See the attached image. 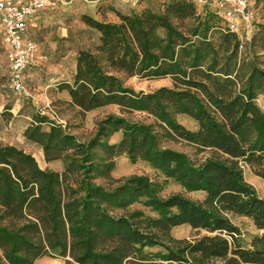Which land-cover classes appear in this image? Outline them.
Returning a JSON list of instances; mask_svg holds the SVG:
<instances>
[{
	"label": "trees",
	"instance_id": "trees-1",
	"mask_svg": "<svg viewBox=\"0 0 264 264\" xmlns=\"http://www.w3.org/2000/svg\"><path fill=\"white\" fill-rule=\"evenodd\" d=\"M255 9L243 49L219 17L189 0L112 9L117 22L85 14L98 42L79 50L73 82L60 88L81 113L117 105L120 114L101 118L85 141L48 115H34L25 139L62 170L41 168L31 153L0 141V264H34L44 256L65 264H264V197L244 178L248 167L264 180L259 0ZM132 77L170 78L172 85L136 91L126 84ZM135 113L144 119L128 118ZM178 115L196 120L197 129ZM115 133L121 137L110 142ZM170 141L208 155L196 161ZM122 154L132 164L145 162L163 181L146 174L113 178ZM170 181L181 191L163 195ZM232 216L248 218L258 233L244 241ZM182 225L195 235L174 237L172 229Z\"/></svg>",
	"mask_w": 264,
	"mask_h": 264
},
{
	"label": "rangeland",
	"instance_id": "rangeland-1",
	"mask_svg": "<svg viewBox=\"0 0 264 264\" xmlns=\"http://www.w3.org/2000/svg\"><path fill=\"white\" fill-rule=\"evenodd\" d=\"M162 1L163 0H144L143 3L139 4L138 9L147 5H152L154 8H157ZM259 7V16L261 20L264 21V0H259ZM46 14L56 19L57 23H53L49 26L37 24L30 29V34L37 44V50L32 64L24 73L25 84L29 93L28 96L16 93L9 87V69L0 26V94L3 95L5 99L3 108L0 107V114L2 115L0 141L31 153L36 158L41 168L62 170L63 166H61L59 162L47 163L43 154L39 151V147L25 139L22 133L23 125H21L19 121L16 122L11 129L10 127L5 129L7 115H9V120L10 116L17 118L19 113L26 115L33 114L34 117V115L38 114L37 109L39 107L48 105V119L54 117L52 120L64 124L67 130L74 133L79 140L85 141L94 134L97 122L101 118L109 113L120 114V109L117 105H107L86 113H81L76 107L68 103V92L67 90H62L60 85L65 82H73L76 57L79 50L93 47V45L98 42L100 33L87 24L84 18L87 13L65 8V5L60 8L50 9ZM87 15L98 20L110 22L119 21L115 12L111 10L102 11L99 9L95 15ZM62 27L66 28V34H61L60 29ZM261 61H264V56L261 57ZM260 66L264 67V62H262ZM126 84L136 91L142 90L144 92H149L160 86H171L172 80L170 78L147 80L132 77L126 81ZM257 102L261 109H264V95H260ZM8 107L13 110L12 113L4 111V109ZM144 117V114L139 113L128 116L131 120H142ZM18 119L21 121V119L25 118L22 116L18 117ZM177 120L190 130H196L198 127L197 121L187 115H178ZM48 127V123L43 125L45 129ZM120 137L121 133H115L110 138V142H116ZM166 145L187 153L196 161L202 160L208 155L207 152H199L194 146L183 141H170L166 143ZM131 174H146L151 179L158 181H163L164 179L162 175L149 167L145 162L138 161L132 164L124 154L116 157L115 167L111 171V176L113 178H119ZM244 178L254 186L261 197H264V180L256 176L248 167L244 168ZM94 181L106 186L109 183L108 180L103 178H97ZM175 191H181V187L170 181L164 185L162 194L168 195ZM189 196L202 198L203 194L189 193ZM136 206L140 205L137 204ZM232 221L239 227L244 241H249L253 235L258 233L253 222L246 217L232 216ZM171 233L176 238H191L195 235L194 231H192L191 227L188 225L174 227ZM34 264H65V259L44 256L38 259Z\"/></svg>",
	"mask_w": 264,
	"mask_h": 264
},
{
	"label": "built area",
	"instance_id": "built-area-1",
	"mask_svg": "<svg viewBox=\"0 0 264 264\" xmlns=\"http://www.w3.org/2000/svg\"><path fill=\"white\" fill-rule=\"evenodd\" d=\"M73 0H0V26L9 69L8 84L16 93L28 96L25 70L32 64L37 44L28 34L29 21L39 17L48 7L66 5ZM198 11L215 14L223 27L236 33L243 44L250 40L256 16L255 0H189ZM49 106L37 113L48 115ZM54 117H52L53 119Z\"/></svg>",
	"mask_w": 264,
	"mask_h": 264
},
{
	"label": "crops",
	"instance_id": "crops-1",
	"mask_svg": "<svg viewBox=\"0 0 264 264\" xmlns=\"http://www.w3.org/2000/svg\"><path fill=\"white\" fill-rule=\"evenodd\" d=\"M143 2H144V0H73L70 3L66 4L65 8H68V9L70 8V9H74V11L95 15L99 9H101L102 11L112 10V9L121 10V11H126L128 9H138L139 4H141ZM62 6H63L62 4H56L54 6H50L42 13L43 16L40 15L39 17L30 20L29 26H28L29 36L32 38V36L30 34V29L32 27L36 26L37 24H43L44 26H49V25H52L53 23L56 24L57 23L56 19L51 18L50 15L46 14V12L49 11L50 9L60 8ZM60 32L62 35L66 34V28L62 27L60 29ZM4 102H5L4 96L0 94V107L1 108H3ZM4 111L10 112V113L13 112V110L10 109L9 107L5 108ZM22 116L25 119H21V121H20L18 119V117H22ZM1 117H2V115L0 114V124L2 123ZM8 120H9V115H7V117H6L5 123H7V124L5 126V129H8L9 127L11 129V127L13 125H15L16 122L19 121L21 123V125H23L22 126V133L24 132V130L29 125H31L34 122L33 114L26 115V114H21V113L18 114L17 118L10 116V120L9 121ZM39 151L41 152V154H43V152L40 148H39ZM59 164H61V166H62L61 162H59Z\"/></svg>",
	"mask_w": 264,
	"mask_h": 264
}]
</instances>
